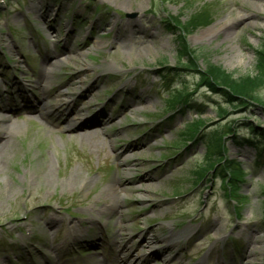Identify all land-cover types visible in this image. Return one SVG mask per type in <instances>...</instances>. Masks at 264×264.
Wrapping results in <instances>:
<instances>
[{
  "label": "rangeland",
  "instance_id": "1",
  "mask_svg": "<svg viewBox=\"0 0 264 264\" xmlns=\"http://www.w3.org/2000/svg\"><path fill=\"white\" fill-rule=\"evenodd\" d=\"M259 49L264 0H0V95L25 87L85 123L0 121L16 126L0 137V264L50 257L54 239L95 221L139 243L145 264H264V87L263 104L233 106L200 80L210 66L254 73ZM216 135L221 174L199 178ZM242 138L261 140L260 160ZM227 161L243 171L237 198Z\"/></svg>",
  "mask_w": 264,
  "mask_h": 264
},
{
  "label": "trees",
  "instance_id": "2",
  "mask_svg": "<svg viewBox=\"0 0 264 264\" xmlns=\"http://www.w3.org/2000/svg\"><path fill=\"white\" fill-rule=\"evenodd\" d=\"M256 54L258 56V60L255 65L254 73L252 74H246L243 77L234 78L231 74H228L221 70L218 67L210 66L208 68V73L211 75L212 81L208 80L207 76L205 74L200 75L201 82H204L211 90L213 91H222L224 93V97L226 100V103L229 105H235L234 103L239 101L242 106H245L243 100H252L259 104H263V101L258 98L255 95L256 90L258 88L264 87V51L262 49H259L256 51ZM193 66V61L190 58H187V65L186 67ZM223 87L225 90H223ZM179 98V97H178ZM176 99L174 102H178L179 99ZM219 116H223L226 111L224 108L219 107L218 109ZM193 121L190 123H187L185 125V130L183 131L184 138L186 135L191 136V134L194 131H198L199 127H196L193 129L194 125L192 124ZM252 126H249V130L251 133H254L255 130ZM217 136V137H216ZM215 137H212L210 140V144L208 142L210 150L206 152V155L204 156V165L201 168L202 172L199 175V178L203 177L206 173H208L210 170L214 168L215 165L219 163L220 156L222 154V151H224V145L222 142V137L220 135H216ZM260 138H263L264 131L260 132ZM214 139V140H213ZM243 142L246 144H251L253 147H255L258 150V157L257 160L261 159V148L263 145L260 144L261 140H251L250 138H242ZM264 148V147H263ZM262 148V150H263ZM232 163L227 161L226 169L228 170L229 174L231 175L230 181L227 180L229 183L224 188H230V192L233 194V196H239L237 194L239 190V186L237 185V180L241 179L243 171L239 167L231 166ZM217 168V167H216ZM214 168L213 173L218 174L219 170V176L221 174L220 167L218 169ZM236 176V179L235 177ZM221 178V177H220Z\"/></svg>",
  "mask_w": 264,
  "mask_h": 264
},
{
  "label": "bare ground",
  "instance_id": "3",
  "mask_svg": "<svg viewBox=\"0 0 264 264\" xmlns=\"http://www.w3.org/2000/svg\"><path fill=\"white\" fill-rule=\"evenodd\" d=\"M254 5H255V3H254ZM251 9H253L252 11H254V12H256V13H258V9H255V6H249ZM234 19H235V17H237V16H241V14H239L238 12H235L234 14ZM243 15V14H242ZM246 18V17H245ZM251 22H248L247 23V25H249ZM228 24H227V22H225L224 24H221V25H219L217 28H215V29H207L205 32H204V34L205 35H209V34H212V33H218V32H221L222 31V28L224 29V27L225 26H227ZM227 29H229V27L227 28ZM224 32H227L226 30L225 31H223V34H224ZM228 32H227V34H224V36H227L228 37ZM51 69H46V70H42L41 71V73H40V75H39V77H38V80H39V87L40 88H38L41 92H43V93H45V90H46V88H47V85L46 84H43L42 83V81L41 80H46L48 83L51 81ZM71 118V120H68V122H67V125L68 126H70V127H72L74 124L77 126V125H79V121L76 119V117L75 116H71L70 117ZM13 128H16V126L15 125H13V127L12 128H10V126H4V127H2V128H0V137L2 138L1 140H4V141H6V143H7V141L8 140H6L4 137H6V136H8V137H12V131H13ZM3 141V142H4ZM8 144H9V141H8ZM0 150H1V148H0ZM105 212V209H102V208H99L97 211H95V214L96 215H101L102 213H104ZM51 222H53L52 220H50ZM75 225H77V224H75ZM251 260H249L248 261V263L250 262ZM48 262V260H46V261H44V262H40V263H38V264H45V263H47Z\"/></svg>",
  "mask_w": 264,
  "mask_h": 264
}]
</instances>
